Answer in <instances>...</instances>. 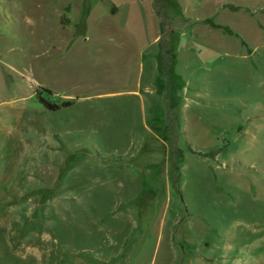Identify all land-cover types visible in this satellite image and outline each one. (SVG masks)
<instances>
[{
	"label": "rangeland",
	"instance_id": "374dc122",
	"mask_svg": "<svg viewBox=\"0 0 264 264\" xmlns=\"http://www.w3.org/2000/svg\"><path fill=\"white\" fill-rule=\"evenodd\" d=\"M0 264H264V0H0Z\"/></svg>",
	"mask_w": 264,
	"mask_h": 264
},
{
	"label": "trees",
	"instance_id": "16d2710c",
	"mask_svg": "<svg viewBox=\"0 0 264 264\" xmlns=\"http://www.w3.org/2000/svg\"><path fill=\"white\" fill-rule=\"evenodd\" d=\"M48 92L50 93L51 90L48 89V88H45V87H40L38 89L35 90V96L37 98V100L39 101V103L46 109L48 110H52V111H55V110H59L61 108H66V107H69L71 106L72 104H74L75 100L74 99H66V100H63L59 103L57 102H53L47 98H45L43 96V92Z\"/></svg>",
	"mask_w": 264,
	"mask_h": 264
}]
</instances>
